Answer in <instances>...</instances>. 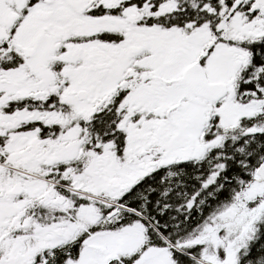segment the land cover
<instances>
[{"label":"snow or ice","instance_id":"obj_1","mask_svg":"<svg viewBox=\"0 0 264 264\" xmlns=\"http://www.w3.org/2000/svg\"><path fill=\"white\" fill-rule=\"evenodd\" d=\"M0 264H264V0H0Z\"/></svg>","mask_w":264,"mask_h":264}]
</instances>
